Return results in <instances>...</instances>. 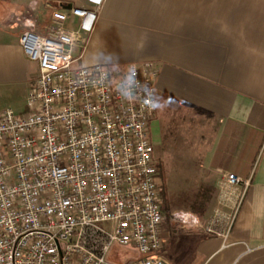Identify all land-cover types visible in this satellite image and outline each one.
<instances>
[{
  "label": "built area",
  "instance_id": "built-area-1",
  "mask_svg": "<svg viewBox=\"0 0 264 264\" xmlns=\"http://www.w3.org/2000/svg\"><path fill=\"white\" fill-rule=\"evenodd\" d=\"M70 14L82 20L78 31L64 25ZM95 18L94 8L59 9L44 34L20 35L38 76L23 111H0V264H168L149 128L157 72L149 61L75 66L79 31ZM251 182L252 173L222 172L228 209L197 226L226 240ZM113 245L128 248L127 261L107 259Z\"/></svg>",
  "mask_w": 264,
  "mask_h": 264
},
{
  "label": "crops",
  "instance_id": "crops-1",
  "mask_svg": "<svg viewBox=\"0 0 264 264\" xmlns=\"http://www.w3.org/2000/svg\"><path fill=\"white\" fill-rule=\"evenodd\" d=\"M71 7L96 9L91 31H79L73 46L77 65L153 64L162 106L150 135L154 149L167 148L154 157L161 173L170 153L201 160L213 193L199 218L228 209L218 198L222 172L252 173L226 240L169 220L161 249L168 264H264V0H0V95L25 103L38 64L20 35L44 34L52 12ZM81 21L70 14L64 25L78 31Z\"/></svg>",
  "mask_w": 264,
  "mask_h": 264
},
{
  "label": "rangeland",
  "instance_id": "rangeland-1",
  "mask_svg": "<svg viewBox=\"0 0 264 264\" xmlns=\"http://www.w3.org/2000/svg\"><path fill=\"white\" fill-rule=\"evenodd\" d=\"M101 64L105 68L115 67L113 65H108V63H94V64H85L88 66ZM115 65V64H114ZM75 66H78L75 63ZM20 96H15L11 93L1 94L0 95V111L3 110L6 106L11 104L16 112H21L25 109V103L20 102L15 103L16 99ZM153 139V136L151 140ZM156 155L162 150H166L164 145L157 147L155 145ZM170 153L173 158L163 159L162 160V173L158 176L159 182L161 181L164 184L167 194L169 207L171 211L170 219H173L172 213L179 212L181 209L187 211L190 209L192 212V204L197 196L200 195V192L203 187L208 186L205 182L209 180V177L204 174L201 169L199 159H182L177 158L176 154ZM212 200V196L209 200ZM195 213V212H194ZM199 220L205 221L204 219L199 218ZM128 248L113 245L110 251L107 253V259L115 260L118 262L127 261ZM120 256V257H119Z\"/></svg>",
  "mask_w": 264,
  "mask_h": 264
},
{
  "label": "trees",
  "instance_id": "trees-1",
  "mask_svg": "<svg viewBox=\"0 0 264 264\" xmlns=\"http://www.w3.org/2000/svg\"><path fill=\"white\" fill-rule=\"evenodd\" d=\"M158 169H159V176L161 175L160 172V166L158 164ZM160 184V192H161V208L162 210L165 212L166 214V220L163 223V228L167 227L169 225V220H170V216H171V211H170V207H169V201H168V194H167V190L164 186V184L161 183V181L159 182ZM212 190L210 189V187L205 186L202 188L200 195L197 196V198L194 200L193 204H192V210L199 216H202L208 206V202L212 196Z\"/></svg>",
  "mask_w": 264,
  "mask_h": 264
},
{
  "label": "clouds",
  "instance_id": "clouds-1",
  "mask_svg": "<svg viewBox=\"0 0 264 264\" xmlns=\"http://www.w3.org/2000/svg\"><path fill=\"white\" fill-rule=\"evenodd\" d=\"M135 71V70H134ZM136 73V72H135ZM132 82H137L136 74L131 77ZM121 98L127 99V95L124 91L118 90ZM162 104L160 101H155L150 107L158 108L161 107ZM174 220L179 221L180 225L184 226L185 229L194 228L199 224V216L192 212L190 209L187 211L181 209L179 212L172 213Z\"/></svg>",
  "mask_w": 264,
  "mask_h": 264
}]
</instances>
